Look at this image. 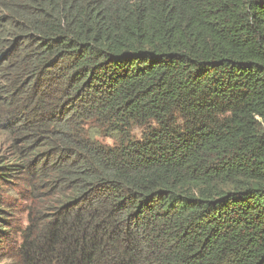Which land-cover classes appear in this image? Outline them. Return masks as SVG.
<instances>
[{"label": "trees", "instance_id": "1", "mask_svg": "<svg viewBox=\"0 0 264 264\" xmlns=\"http://www.w3.org/2000/svg\"><path fill=\"white\" fill-rule=\"evenodd\" d=\"M0 264H264V0H0Z\"/></svg>", "mask_w": 264, "mask_h": 264}]
</instances>
